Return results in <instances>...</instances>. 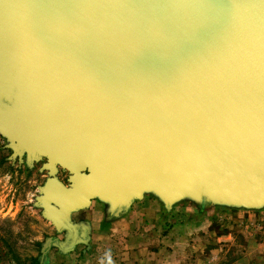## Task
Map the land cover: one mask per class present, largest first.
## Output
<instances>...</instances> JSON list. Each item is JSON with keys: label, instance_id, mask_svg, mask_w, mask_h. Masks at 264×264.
Wrapping results in <instances>:
<instances>
[{"label": "water", "instance_id": "water-1", "mask_svg": "<svg viewBox=\"0 0 264 264\" xmlns=\"http://www.w3.org/2000/svg\"><path fill=\"white\" fill-rule=\"evenodd\" d=\"M0 137L48 172L43 256L93 201L264 209V0H0Z\"/></svg>", "mask_w": 264, "mask_h": 264}, {"label": "crops", "instance_id": "crops-1", "mask_svg": "<svg viewBox=\"0 0 264 264\" xmlns=\"http://www.w3.org/2000/svg\"><path fill=\"white\" fill-rule=\"evenodd\" d=\"M74 219L90 225L86 252L51 255L49 264H264V209L182 202L168 210L147 195L118 218L93 201Z\"/></svg>", "mask_w": 264, "mask_h": 264}, {"label": "rangeland", "instance_id": "rangeland-1", "mask_svg": "<svg viewBox=\"0 0 264 264\" xmlns=\"http://www.w3.org/2000/svg\"><path fill=\"white\" fill-rule=\"evenodd\" d=\"M6 146L7 141L0 137V264H24L40 256L49 239L64 240V236L58 235L37 207L40 188L48 178L47 171H40L43 164L29 168L12 161V152ZM59 177L67 183V172L61 171ZM86 249L79 245L75 253L84 254ZM62 254L50 245L48 264L51 255L57 259Z\"/></svg>", "mask_w": 264, "mask_h": 264}, {"label": "trees", "instance_id": "trees-1", "mask_svg": "<svg viewBox=\"0 0 264 264\" xmlns=\"http://www.w3.org/2000/svg\"><path fill=\"white\" fill-rule=\"evenodd\" d=\"M24 264H48V257H43V254L41 252L40 256L36 258H29L25 261Z\"/></svg>", "mask_w": 264, "mask_h": 264}]
</instances>
